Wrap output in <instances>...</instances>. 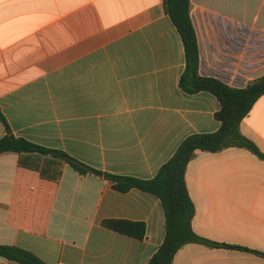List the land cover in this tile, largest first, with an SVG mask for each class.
Here are the masks:
<instances>
[{
  "label": "crops",
  "instance_id": "crops-1",
  "mask_svg": "<svg viewBox=\"0 0 264 264\" xmlns=\"http://www.w3.org/2000/svg\"><path fill=\"white\" fill-rule=\"evenodd\" d=\"M191 19L202 76L238 89L264 76V0H192ZM185 68L164 0H0V113L16 137L103 173L154 179L185 139L219 130L220 102L186 93ZM240 129L264 153V96ZM186 183L199 236L264 254V161L238 147L198 151ZM114 220L143 223L145 237L106 226ZM165 236L151 193L45 156H0V245L44 264H149ZM173 264L264 256L188 244Z\"/></svg>",
  "mask_w": 264,
  "mask_h": 264
},
{
  "label": "trees",
  "instance_id": "trees-1",
  "mask_svg": "<svg viewBox=\"0 0 264 264\" xmlns=\"http://www.w3.org/2000/svg\"><path fill=\"white\" fill-rule=\"evenodd\" d=\"M166 13L176 27L185 50L186 68L180 79V87L188 94L209 92L220 102L215 117L221 126L217 132L195 134L185 139L174 156L151 180H139L103 173L72 157L67 153L42 147L24 138L16 137L8 122L0 113L6 133L0 139V156L8 153L40 155L51 158L57 164L66 163L82 175L94 174L114 182L122 192L133 188L157 196L166 217V236L149 264H173L177 253L188 244H201L211 248L242 250L264 256L263 253L241 246L228 245L199 236L193 228L196 207L190 197L186 174L190 162L198 151L219 153L238 147L250 151L264 161V153L241 132L242 121L251 112L256 102L264 96V76L252 81L247 87L238 89L222 81L200 74V51L196 30L192 23V0H164ZM106 226L122 234L143 239L146 228L143 223L114 220ZM0 256L19 264H44L36 255L25 249L0 245Z\"/></svg>",
  "mask_w": 264,
  "mask_h": 264
}]
</instances>
